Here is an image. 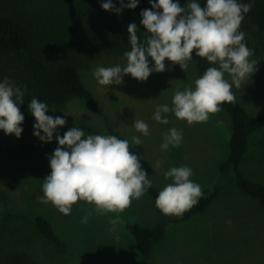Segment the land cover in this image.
I'll use <instances>...</instances> for the list:
<instances>
[{
    "label": "rangeland",
    "instance_id": "rangeland-1",
    "mask_svg": "<svg viewBox=\"0 0 264 264\" xmlns=\"http://www.w3.org/2000/svg\"><path fill=\"white\" fill-rule=\"evenodd\" d=\"M179 2L184 6L187 0ZM241 30L246 34L247 46L253 49L252 59L258 64L251 78L239 88L234 87L233 92L252 115H257L264 111V33H257L255 28ZM115 64L123 66L126 58L101 55L78 71L113 128L130 142L134 135L141 136L143 144L130 145L129 150L140 158L152 185L163 188L170 182V178L165 179L164 170L186 164L193 169L191 178L202 190L213 189L219 180V166L228 156L232 134L231 118L224 107L210 114L207 121L191 125L171 113L166 114L168 124L152 119L157 104L171 106L176 89L194 85L198 77L194 64L190 63L184 72L178 64L166 60V70L151 73L146 81L125 75L119 85H99L94 69ZM56 111L59 116L67 115L66 125L70 128L85 124L107 135L102 119L91 113L80 99L72 98ZM134 119L148 122V136L131 126ZM173 126L183 130L182 144L161 152L163 133ZM67 130L58 129V132L62 136ZM31 134L30 154L4 156L1 160L0 264H139L135 240L125 223L153 226L162 216L168 219L167 232L154 248L151 264H264V212L230 183L223 184L220 194L205 212L179 223L171 221L175 215H161L147 193L119 212H96L91 204L78 201L71 214L64 215L51 202L42 203L38 199L43 196L42 179L51 171L47 156L58 144L55 136L50 143L39 141L33 135V125ZM7 151L0 131V154ZM157 159L163 161L162 167L153 170L151 166ZM241 170L248 178L264 183V130L252 138ZM28 206L47 218L77 252L95 257L97 261L77 259L49 244L39 234L32 218L18 213ZM87 211L92 214L85 222L82 218ZM115 217H118L116 224H110Z\"/></svg>",
    "mask_w": 264,
    "mask_h": 264
},
{
    "label": "clouds",
    "instance_id": "clouds-1",
    "mask_svg": "<svg viewBox=\"0 0 264 264\" xmlns=\"http://www.w3.org/2000/svg\"><path fill=\"white\" fill-rule=\"evenodd\" d=\"M151 8L140 13L141 25L146 35L138 36L135 22L127 26L130 50L123 56L121 66H97L93 75L99 85H119L125 75L138 81H146L153 72L166 70L165 61L178 64L185 72L193 61V55L205 58L209 66L193 84L176 89L171 106L157 104L152 119L168 124V113L189 125L205 122L210 114L219 112L226 102H234L233 88H239L257 70L258 61L252 59L253 49L247 46L241 22L252 7L251 0H187L186 7L179 0H149ZM119 4V7H117ZM139 0H101L105 11L117 15L125 9H135ZM151 58V59H149ZM25 89L8 77L0 79V131L7 135L21 136L25 119L20 110L24 104ZM35 118L33 135L42 143L58 146L47 156L50 173L42 179V203L51 202L58 211L70 215L78 201H85L100 213L119 212L140 199L151 187L152 179L142 167L141 160L130 145H142L141 136L134 135L131 142L113 134H85L81 127H71L61 136L58 129L65 126L64 116L49 115L45 101L33 96L27 104ZM55 113V112H53ZM143 136L150 134V126L143 119L131 124ZM183 130L175 126L163 133L159 145L161 152L179 147ZM157 159L153 170L162 167ZM170 178L158 192L157 208L166 215L181 216L198 204L202 196L201 185L194 181L193 169L182 164L164 170ZM91 211L83 220L87 222ZM118 217L112 218L115 225Z\"/></svg>",
    "mask_w": 264,
    "mask_h": 264
},
{
    "label": "trees",
    "instance_id": "trees-1",
    "mask_svg": "<svg viewBox=\"0 0 264 264\" xmlns=\"http://www.w3.org/2000/svg\"><path fill=\"white\" fill-rule=\"evenodd\" d=\"M251 3L252 7L240 27L255 28L257 33H264V0H251ZM146 8H151L149 0H139L135 9H125L117 15L103 10L101 0H0V79L8 77L25 89L24 104L20 105L25 116L23 131L19 138L1 131L8 151L0 154V165L4 156L22 157L32 152L31 127L35 118L28 111L27 104L33 96L48 104L49 115H59L56 108L72 98L80 99L91 113L102 119L107 134L127 139L113 128L110 118L86 87L78 70L101 55L124 57V51L131 47L127 26L135 22L138 36L143 39L146 35L140 23V13ZM191 63L198 76L209 66L205 58L195 55ZM222 106L231 118L232 134L228 156L219 166V180L213 189L202 190L198 204L181 216H173L171 221L174 223L193 219L205 212L225 183H230L255 201L264 212V183L248 178L241 170L252 138L264 130V111L252 115L237 97L234 102H226ZM77 127L83 128L86 134H101L85 124ZM69 128L65 125L59 129ZM159 190L152 185L146 193L152 198L155 209L164 215L155 204ZM18 213L30 216L39 234L56 249L77 259L97 261L95 257L77 252L56 232L47 218L34 213L29 206ZM167 220L162 216L153 226L125 223V228L135 240L139 264H151L154 248L166 235Z\"/></svg>",
    "mask_w": 264,
    "mask_h": 264
}]
</instances>
